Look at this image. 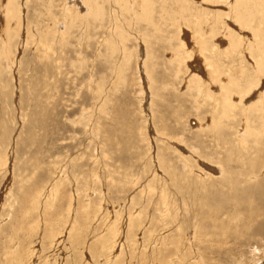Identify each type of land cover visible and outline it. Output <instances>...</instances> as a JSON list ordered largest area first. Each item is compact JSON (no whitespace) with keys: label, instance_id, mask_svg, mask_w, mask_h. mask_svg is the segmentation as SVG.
I'll return each mask as SVG.
<instances>
[{"label":"rangeland","instance_id":"1","mask_svg":"<svg viewBox=\"0 0 264 264\" xmlns=\"http://www.w3.org/2000/svg\"><path fill=\"white\" fill-rule=\"evenodd\" d=\"M0 264H264V0H0Z\"/></svg>","mask_w":264,"mask_h":264},{"label":"bare ground","instance_id":"2","mask_svg":"<svg viewBox=\"0 0 264 264\" xmlns=\"http://www.w3.org/2000/svg\"><path fill=\"white\" fill-rule=\"evenodd\" d=\"M147 13V12H146ZM198 43V42H197ZM201 44L200 45H202V42H200ZM203 45H204V43H203ZM203 47V46H202ZM201 47V48H202ZM203 49V48H202ZM200 63L198 62H196L195 64H193V67H194V69H196V70H198L199 71V69H200V71H202L201 70V68L202 67H199L200 65H199ZM199 67V68H198ZM198 68V69H197ZM207 71H208V73L211 75V77H212V80L215 82V83H219L218 81H221L222 80V77L221 76H219V74H218V71H217V69L214 67V65H211V64H208V69H207ZM204 77V76H203ZM198 81H200L199 79H198ZM223 81V80H222ZM221 81V82H222Z\"/></svg>","mask_w":264,"mask_h":264}]
</instances>
